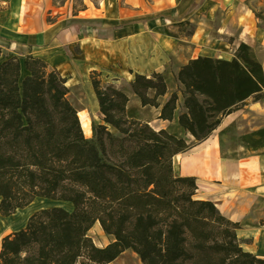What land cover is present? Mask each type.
Returning a JSON list of instances; mask_svg holds the SVG:
<instances>
[{
    "label": "trees",
    "instance_id": "1",
    "mask_svg": "<svg viewBox=\"0 0 264 264\" xmlns=\"http://www.w3.org/2000/svg\"><path fill=\"white\" fill-rule=\"evenodd\" d=\"M258 1L263 10L250 11L264 23ZM98 77L89 75L102 125L86 139L66 81L37 59L20 62L0 50V217L36 199L72 208L34 213L0 241V264H110L126 251L141 264H264L236 236L264 230V222L252 224L249 215L230 222L214 204L194 198L195 179L175 177L172 168L173 157L205 142L240 105L264 99L253 49L238 44L231 60L196 57L170 76L134 75L121 91L103 90ZM145 110L156 117L144 118ZM155 121L166 126L154 129ZM234 130L232 122L217 135L222 159L264 156V127L238 138ZM259 203L264 199L250 213ZM96 224L113 238L103 249L88 236Z\"/></svg>",
    "mask_w": 264,
    "mask_h": 264
},
{
    "label": "crops",
    "instance_id": "2",
    "mask_svg": "<svg viewBox=\"0 0 264 264\" xmlns=\"http://www.w3.org/2000/svg\"><path fill=\"white\" fill-rule=\"evenodd\" d=\"M68 2L58 5L53 0H0V5H6L0 8L2 56L19 60L32 57L41 61L66 81L67 89L79 84L80 72L87 64L92 65L89 71H102L104 68L100 62H84L87 48H91L90 54L97 56L102 53L110 61L113 57L117 62H120L122 44L132 39L153 42L161 49V40L172 41L163 34V28L175 24L177 20L183 22L189 19L193 15L195 0H81L82 11L70 16ZM69 19L85 24L68 25ZM90 22H98V25L92 27L87 24ZM260 63L263 66L264 58ZM84 76L87 77L88 72ZM248 108L250 111L261 110L258 102H251ZM257 129L259 127L253 131ZM208 149L187 158H199L200 163L210 164V167L198 169L193 166L185 171L187 174L182 178H197L195 183L203 182L205 196L197 200L211 202L223 217L238 223L250 214L259 198L264 199L260 194L264 191V156L235 161L222 159L217 141ZM211 155H217V160ZM214 188H217L218 194L212 199L208 196L214 194ZM263 234L264 230L236 232L240 241L252 242ZM110 264L141 263L133 253L128 255L124 252Z\"/></svg>",
    "mask_w": 264,
    "mask_h": 264
},
{
    "label": "rangeland",
    "instance_id": "3",
    "mask_svg": "<svg viewBox=\"0 0 264 264\" xmlns=\"http://www.w3.org/2000/svg\"><path fill=\"white\" fill-rule=\"evenodd\" d=\"M67 0H53L54 4L62 5ZM247 2V3H246ZM258 0H195L193 4V15L187 19L189 26L175 27L171 25L167 27L169 33L174 36L170 38L171 50L167 52L159 48V45L153 42H145L142 40H129L122 44L120 48V62L117 60H109L108 56L99 53L90 54L91 48H87L84 53L83 60L87 63L100 62L103 64L102 71L91 70L92 65L87 64L80 72L78 78L79 84L74 87H68L69 91L66 96L69 104L74 108L79 119L83 135L86 139H90L95 134V129L102 125V117L91 114L87 104V98L84 91V74L88 72V80L91 72L99 74L98 80L101 88L107 89L112 82L118 83L119 91L124 89L130 82L134 80V75L145 76L149 78L152 73H163L165 70L169 74H174L178 67L184 62L198 56L206 58H218L231 60L234 51L238 44H246L255 52L257 59L262 62L264 58V23L256 20L250 9L259 12L263 8ZM6 5H0V8H5ZM69 15H74L82 11L81 0H69L68 2ZM49 21V19H48ZM179 20H177L178 22ZM82 21H74L69 19L68 25H82ZM85 24V23H84ZM92 27H96L98 22L87 23ZM78 33V32H77ZM85 50V47L83 48ZM89 50V51H88ZM173 51V52H172ZM170 52L171 55H170ZM107 57V58H106ZM22 62L23 60H19ZM158 62V67L153 68L150 72L142 71L137 66H153ZM166 66V69H164ZM24 76V71L20 73ZM129 75L133 77L129 81ZM70 86V85H69ZM111 89V88H110ZM113 90V89H112ZM117 91V90H115ZM252 99L245 104L238 107V111L223 119L219 129L211 134V136L203 143H194L186 152L179 154L172 160L173 174L175 177L182 178L187 173L185 171L190 168L207 169L210 164L203 165L199 158H187L193 156L197 152H204L212 144H216L218 133L225 127L235 122L234 138H238L243 134L252 132L256 128L264 127V99L258 102L261 106L260 111H250ZM135 101H131L130 105H134ZM155 110H145L143 112L144 118L153 120L156 117ZM166 124L160 122H152L151 127L154 129L164 128ZM107 130L111 133L115 131L107 126ZM190 143V138H187ZM218 144V143H217ZM226 148L231 147L230 141H225ZM204 150V151H202ZM209 150V149H208ZM199 154V153H197ZM239 156L244 155L243 151L237 149ZM203 155V154H202ZM212 156V155H211ZM211 156L209 158H211ZM246 158H253V155L245 154ZM216 158L217 155H213ZM212 158V159H213ZM176 164V165H175ZM215 171H212L213 173ZM197 180V178L195 179ZM264 183V181H263ZM198 193H195V199L203 198L204 187L203 182H198ZM218 194L217 188H214V194L209 195V198L214 199ZM214 195V196H213ZM62 208L68 212L72 210L69 204L56 203L47 200L36 199L26 208L16 211L14 215L8 218L0 217V241L12 234H15L24 229L27 220L34 213L50 208ZM250 222L252 224H259L264 222V204L259 203L258 208L253 213L249 214ZM94 246L98 249H103L113 242V238L104 235L99 225L94 227L88 233ZM242 249L244 251L255 252L254 256L264 258V237L256 238L255 242L251 240L242 241ZM126 254H131V251H126Z\"/></svg>",
    "mask_w": 264,
    "mask_h": 264
},
{
    "label": "bare ground",
    "instance_id": "4",
    "mask_svg": "<svg viewBox=\"0 0 264 264\" xmlns=\"http://www.w3.org/2000/svg\"><path fill=\"white\" fill-rule=\"evenodd\" d=\"M160 46L167 53L171 50L170 41L161 40ZM158 65H159V63L156 61L155 64H153L152 67L151 66L140 65V66H137V68L141 69L142 71L150 72L153 68L158 67ZM262 67H263L262 69H263V74H264V64H263ZM132 79H133V77L129 75V81L132 80ZM84 80H85L84 81V91H85V94H86L88 107H89V109L91 111V114L97 115L99 113V110H98V104H97L94 92H93L91 84H90V82H89V80H88V78L86 76H84ZM109 88H111L113 90H117V91L120 90L119 86H118V83H116V82H112L109 85ZM172 160H175V157H173ZM260 194L262 196H264V191H260ZM263 237H264V234H263ZM136 259H138L137 256H136ZM138 261H139V259H138Z\"/></svg>",
    "mask_w": 264,
    "mask_h": 264
}]
</instances>
